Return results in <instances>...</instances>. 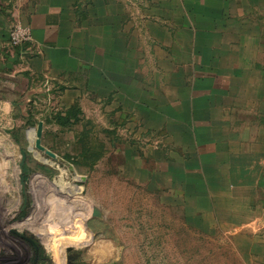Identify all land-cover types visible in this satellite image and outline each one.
I'll return each mask as SVG.
<instances>
[{
  "label": "rangeland",
  "instance_id": "obj_1",
  "mask_svg": "<svg viewBox=\"0 0 264 264\" xmlns=\"http://www.w3.org/2000/svg\"><path fill=\"white\" fill-rule=\"evenodd\" d=\"M128 1L133 5L138 2ZM25 3L3 0L0 4L4 16L0 19L3 95L10 90L7 78L20 75L18 69L30 67L33 60V46L27 44L33 43V35L22 44H14L11 38L17 25L31 31L24 22ZM152 57L150 52H143L145 81L140 82L137 96L142 102L159 96V104L183 99L186 92L171 87L167 80L156 86L146 80L151 77ZM256 57L264 61V51L257 52ZM153 64L152 71L155 60ZM262 75L264 71H258L251 80H241L246 92L236 98L241 108L233 118L238 122L262 120L261 114H252L248 108H264V99L258 102L254 98ZM56 78L50 71L35 74L29 90L34 105L25 114L12 108L9 115H0V264L34 263V249L22 236L42 246L40 257H48V264H56L51 249L60 264H83L80 259L89 250L95 253L92 264L258 263L248 257L247 235L252 236L250 232L257 229L258 235L264 234V229L223 226L222 213L203 207L199 159L193 139L178 123L181 108L179 112L178 107L169 110L175 123L167 113L161 116L138 110L130 98L123 106L117 95L97 98L83 83V88L74 90L73 83L62 84L59 81L63 77ZM22 101L30 100L15 98V102ZM59 112H70L71 121L59 124ZM4 116H9L10 123L1 120ZM39 121L44 122L42 143L57 154V160L35 147ZM19 146L27 151L24 174L28 208L10 221L22 204ZM50 206L62 209L55 212ZM45 227L55 231L47 232Z\"/></svg>",
  "mask_w": 264,
  "mask_h": 264
},
{
  "label": "crops",
  "instance_id": "obj_2",
  "mask_svg": "<svg viewBox=\"0 0 264 264\" xmlns=\"http://www.w3.org/2000/svg\"><path fill=\"white\" fill-rule=\"evenodd\" d=\"M24 1L33 60L30 67L18 69L20 75L7 78L10 90L0 93V115H9L12 108L27 113L35 102L29 99L32 77L49 71L54 78L63 77L60 83H73L74 90L83 88V83L97 98L117 95L123 106L130 98L147 113L164 116L178 107V112L182 110L178 123L193 139L199 159L203 207L222 213L223 226L264 229V108L248 106L252 114L263 117L257 122L233 118L241 108L236 98L246 92L241 80L264 71V61L256 57L264 51V0H138L134 5L128 0ZM145 50L153 55L151 77L146 80L155 86L167 80L186 92L183 99L159 104V96L144 102L137 96L140 82L145 81ZM261 78L254 96L258 102L264 99V75ZM19 97L30 101L15 102ZM7 117L1 120L10 123ZM257 231L247 235L248 257L264 264V234ZM46 258L40 264H48ZM94 259L89 250L80 261L92 264Z\"/></svg>",
  "mask_w": 264,
  "mask_h": 264
},
{
  "label": "water",
  "instance_id": "obj_3",
  "mask_svg": "<svg viewBox=\"0 0 264 264\" xmlns=\"http://www.w3.org/2000/svg\"><path fill=\"white\" fill-rule=\"evenodd\" d=\"M43 132H44V122L39 121L38 126L35 131V140H34L35 147L38 151H41L45 153L46 155L50 156L51 158L57 160L58 159L57 154H55L53 151L49 150L43 145L42 143ZM19 151H20L19 176H20V186H21V193H22V204L18 208V210L12 215V218L10 219V221L19 217L21 213L28 208V195H27L26 182H25V176H24V167H25L26 160H27V151L21 146H19ZM22 237L26 239L27 241H30L34 245L35 248L37 247L35 242L32 239L27 238L25 236H22ZM36 262H37V258L34 259L33 264H35Z\"/></svg>",
  "mask_w": 264,
  "mask_h": 264
},
{
  "label": "built area",
  "instance_id": "obj_4",
  "mask_svg": "<svg viewBox=\"0 0 264 264\" xmlns=\"http://www.w3.org/2000/svg\"><path fill=\"white\" fill-rule=\"evenodd\" d=\"M11 34V38L14 44L27 43L32 38L31 31L22 25H17L16 27H14Z\"/></svg>",
  "mask_w": 264,
  "mask_h": 264
},
{
  "label": "trees",
  "instance_id": "obj_5",
  "mask_svg": "<svg viewBox=\"0 0 264 264\" xmlns=\"http://www.w3.org/2000/svg\"><path fill=\"white\" fill-rule=\"evenodd\" d=\"M70 113V112H69ZM69 113H65V112H59V113H57V114H59L58 116H57V122L59 123V124H61V125H63V124H67V123H69L70 121H71V118H72V116L71 115H68ZM16 141L17 142H19V140H18V138H16ZM100 156L98 155L97 156V159L99 158Z\"/></svg>",
  "mask_w": 264,
  "mask_h": 264
},
{
  "label": "flooded vegetation",
  "instance_id": "obj_6",
  "mask_svg": "<svg viewBox=\"0 0 264 264\" xmlns=\"http://www.w3.org/2000/svg\"><path fill=\"white\" fill-rule=\"evenodd\" d=\"M24 176H25V174H24ZM30 239H32V238H30ZM33 240V239H32ZM34 241V240H33ZM30 244H31V246H32V248L34 249V255H33V262H34V259H38V260H40L41 258H40V253H41V247H40V245H38L35 241V244H36V248L34 247V245L30 242V241H28Z\"/></svg>",
  "mask_w": 264,
  "mask_h": 264
}]
</instances>
